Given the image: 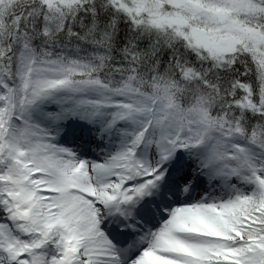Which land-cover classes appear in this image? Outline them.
Returning <instances> with one entry per match:
<instances>
[{"label":"snow or ice","instance_id":"obj_1","mask_svg":"<svg viewBox=\"0 0 264 264\" xmlns=\"http://www.w3.org/2000/svg\"><path fill=\"white\" fill-rule=\"evenodd\" d=\"M0 264H264V0H0Z\"/></svg>","mask_w":264,"mask_h":264}]
</instances>
